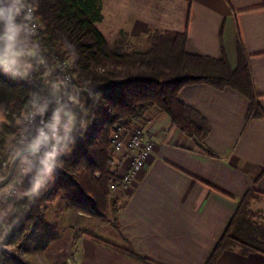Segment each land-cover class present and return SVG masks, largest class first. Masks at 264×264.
Here are the masks:
<instances>
[{
	"label": "trees",
	"instance_id": "trees-1",
	"mask_svg": "<svg viewBox=\"0 0 264 264\" xmlns=\"http://www.w3.org/2000/svg\"><path fill=\"white\" fill-rule=\"evenodd\" d=\"M31 6L37 27L26 31L19 18L10 35V48L25 55V69L14 65L5 70L0 61V160L6 141L18 127L23 111L37 114L34 140L48 136L38 145L41 156L27 152L30 177L24 195L3 211L2 243L21 247L26 225L40 219L42 204L54 188L67 206L95 218L108 220L118 232L120 198L109 187L119 180L117 159L109 152V132L114 122L128 115L140 116L149 107L169 116L170 123L185 133L194 146L212 154L203 142L209 130L206 118L177 98L186 83L206 82L214 87L230 86L248 98L247 116L264 118V109L255 98L246 58L237 45V63L230 67L220 41L218 56L189 50L184 31L148 29L129 34L119 29L108 44L95 25L100 20V0H22ZM0 26L8 22L0 20ZM19 31L20 38L15 37ZM220 35V29H219ZM3 35H7L3 31ZM9 35V36H10ZM8 37V36H7ZM220 37V36H219ZM0 41V45H1ZM57 60H67V73L78 84L71 89L45 82ZM75 101V102H73ZM61 109L56 130L50 127L53 113ZM64 112L73 120L65 131ZM101 114L100 119L96 118ZM59 136V142L51 136ZM54 153L46 161L47 153ZM263 167L252 176L254 181ZM258 191L248 186L238 197L237 206L203 264H213L225 248L240 252L264 251V210L253 209L251 199ZM28 204L27 207L24 205ZM259 217V219H258ZM8 227V228H7ZM73 241L81 233L106 247L146 264H159L143 256L123 237L120 243L100 233L69 225ZM2 249V246H1ZM0 251V258L3 256ZM11 264H34L19 253L9 255Z\"/></svg>",
	"mask_w": 264,
	"mask_h": 264
},
{
	"label": "crops",
	"instance_id": "crops-1",
	"mask_svg": "<svg viewBox=\"0 0 264 264\" xmlns=\"http://www.w3.org/2000/svg\"><path fill=\"white\" fill-rule=\"evenodd\" d=\"M100 11L95 25L108 44L119 29L129 34L151 28L184 31L187 49L211 56L219 55L221 41L230 67L237 63L240 45L255 98L264 109V0H100ZM2 28L7 36L12 33L8 26ZM15 34L21 37L18 30ZM11 59L21 69L28 66L23 54L13 53ZM177 98L206 118L209 130L203 142L213 153L197 149L167 114L149 107L146 126L154 140L151 154L128 185L112 191L120 206L118 232L112 227L109 240L120 243L123 237L159 264H203L248 186L258 191L251 207L264 210V169L252 180L264 168V118L247 116L248 98L230 86L186 83ZM123 157L115 161L117 176L127 165ZM54 204L56 200L47 204L45 199L40 219L49 215ZM73 212L81 222L75 226L84 230L102 224L90 222L93 218L84 212ZM66 224L69 234L62 243L50 240L37 252L25 251L23 243L24 258L34 264H69L66 256L76 251L77 258L70 264H146L83 233L73 241L69 229L73 223ZM0 264L7 262L0 258ZM213 264H264V251L225 248Z\"/></svg>",
	"mask_w": 264,
	"mask_h": 264
},
{
	"label": "built area",
	"instance_id": "built-area-1",
	"mask_svg": "<svg viewBox=\"0 0 264 264\" xmlns=\"http://www.w3.org/2000/svg\"><path fill=\"white\" fill-rule=\"evenodd\" d=\"M2 4L3 1L0 0V6ZM25 12L27 13V17L24 15L20 16L19 25L26 31H32L37 27V22L32 14L31 6L26 5ZM15 37L18 39L17 34H15ZM0 41L2 42L0 45V61L2 67L5 70L12 71L15 68V63L11 59L12 50L9 45L10 39L3 35V28L1 26ZM68 66L69 63L67 60H57L51 71L54 77L67 82L71 85V89H75L78 84L71 81L67 73ZM148 120L149 115L147 112H143L140 116L132 114L120 117L117 122H114L109 132V152L114 159H119L121 156H124L123 158L126 159L127 165L125 170L118 176V181L111 180L109 182V187L112 191L117 187L128 185L135 178L138 171L147 163L154 142L146 126ZM36 121L37 114L34 111H23L17 121L18 127L16 131L11 134L10 145L5 149L6 151H4V155L0 160V206L7 198H10L9 196L14 193L15 187L23 182L24 174L27 175L28 173L27 168L25 170L23 164L18 165L20 164L18 162L20 157L25 156L26 158L28 151H31V153L37 156H41L38 146L35 149L31 147L35 141L33 136L37 129ZM12 145L17 147L15 151H10ZM29 177L27 178L25 187ZM8 184L12 186H8ZM2 187L4 190H1ZM27 206L28 204L24 205V207ZM0 227L4 228L3 222L0 224ZM71 258L73 262L77 258L76 254L72 253Z\"/></svg>",
	"mask_w": 264,
	"mask_h": 264
},
{
	"label": "rangeland",
	"instance_id": "rangeland-1",
	"mask_svg": "<svg viewBox=\"0 0 264 264\" xmlns=\"http://www.w3.org/2000/svg\"><path fill=\"white\" fill-rule=\"evenodd\" d=\"M3 4L7 2V0H2ZM15 52H11L13 54ZM15 63V62H14ZM16 65V64H15ZM51 78L50 81H52V84L61 85L64 84L65 82L60 80L57 77H54L52 71L50 74H45L44 80L46 83L49 84V79ZM2 113L0 112V119L2 118ZM101 114L96 116V118L100 119ZM10 139L11 135L9 136V140L6 141L5 149L8 148L10 145ZM4 149V151H6ZM17 149L16 146L12 145V148L10 151H15ZM21 165L23 164L25 166V170L27 168V175L24 174L23 176V182L19 185H17L14 189V193L9 196L10 198H7L3 204L0 206V224L3 222V211L7 210L13 200H18L20 197L24 195L25 192V183L27 181V178L30 176V168L27 166V156L20 157L18 161ZM8 186H12L8 184ZM15 186V185H13ZM1 190H4L2 187ZM13 199V200H12ZM56 200L57 204H54L52 207V211L49 213V215H46L44 219H39L38 221L31 223L29 222L26 225V234L27 238L24 243V249L25 251H32V252H37L42 250L44 247H46V244L49 243L50 240L56 239V242L62 243L65 236H68L69 230H68V225L66 224L68 221L73 223V225H80V223L76 220L78 217L75 215L72 209H68L64 203L63 199L60 195V193L56 190V188L53 189V191L50 193L49 197L46 199L47 204L51 200ZM12 200V201H11ZM91 221L94 222V219L96 220L95 222H102L101 225H99L97 228H92L94 232H98L102 235H104L106 238L111 239V234L110 231L113 229L112 225L110 223H103L104 219L100 218H95L94 216H91ZM75 219V220H74ZM84 225V224H83ZM87 227V226H86ZM93 227V226H92ZM2 227H0L1 229ZM0 246H2L1 251H3V256L2 259L7 262V264H11L9 255L14 254V253H19L23 258L24 256L22 255V252L20 250V247L16 246V244L8 245L6 243H2L0 239ZM74 251H71L65 258L67 263H72V253ZM76 252V251H75ZM77 255V253H75ZM26 259V258H25Z\"/></svg>",
	"mask_w": 264,
	"mask_h": 264
},
{
	"label": "clouds",
	"instance_id": "clouds-1",
	"mask_svg": "<svg viewBox=\"0 0 264 264\" xmlns=\"http://www.w3.org/2000/svg\"><path fill=\"white\" fill-rule=\"evenodd\" d=\"M25 7L26 6L22 2V0H7V2L4 5L0 6V20H5L8 22V30L10 32H14V30H15V26L12 24V21L19 18L22 15L27 17V13L25 12ZM11 38H12L11 35L8 36V39H11ZM73 102H75V101H73ZM61 112H62L61 109H57V111L53 113L52 123L50 124V127L53 130H56V127L59 124ZM63 114L67 118L65 125H64V129H65V131H67L71 126V123L73 120V115L71 112H64ZM48 139H49L48 136L41 133L40 137L33 142L31 147L33 149H35L39 145L41 140H48ZM51 139H53L56 142H59L60 137L55 135V136H51ZM53 158H54V153H52V152L47 153L46 161L52 160Z\"/></svg>",
	"mask_w": 264,
	"mask_h": 264
}]
</instances>
